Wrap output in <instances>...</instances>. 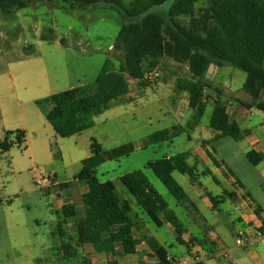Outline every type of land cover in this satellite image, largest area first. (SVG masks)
I'll return each instance as SVG.
<instances>
[{"label": "rangeland", "instance_id": "1", "mask_svg": "<svg viewBox=\"0 0 264 264\" xmlns=\"http://www.w3.org/2000/svg\"><path fill=\"white\" fill-rule=\"evenodd\" d=\"M172 2L169 0L159 9L160 12L165 14L163 9L169 8ZM195 7L200 15L209 8V2L198 0ZM180 20L185 24L189 21L186 17ZM122 22L121 16L113 9L103 6L72 9L62 0H36L10 14L0 10V264H81L83 259H89V264L108 263L105 259L109 256L100 257L91 245L80 248L74 258H64L62 239L57 233L64 196L57 195L61 192L57 186L37 184L42 177L52 183L73 182L81 170L82 160L91 155L94 141L104 150L126 144L134 146L135 150L129 156L100 165L97 176L103 182H114L120 197L131 203L143 222H148L146 215L136 206L134 197L120 180L125 174L137 170L144 172L154 189L194 234H202L196 223L199 217L203 224L205 220L210 224L217 223L200 199L196 200L198 212L192 206L178 205L148 166L164 157L193 151L200 143L198 138L203 139L201 135L211 129L213 100L200 121L199 131H193L194 111L189 106L188 93L176 90L177 78L189 75L186 66L163 60L146 71V74L158 72L157 80L147 81L150 82L148 86L139 81L131 84V96L114 101L109 110L94 118L92 128L67 138L56 135L36 103L74 87L94 86L106 59L117 68L122 52L114 44ZM213 70H219V73L213 76ZM209 78L222 90L223 105L228 106L230 101L236 107L252 103V97L243 89L244 72L228 65L219 69L214 66ZM206 94L215 98L213 91ZM246 112L256 126L264 125L263 111L251 107ZM174 127L179 129V135L172 141H148L153 133ZM18 130L25 134L23 142L17 139ZM6 140L12 144L8 150L1 147ZM227 140L231 146L220 151L226 155L224 164L234 176L222 178L216 173L221 186L212 177H201L204 187L214 195H222L221 189H231L225 180L238 179L250 187L253 197H257L259 183L253 173L255 167L242 151L232 154L236 141ZM173 176L190 194L189 177L178 171ZM77 184L78 188H85V184L80 186L78 181ZM225 207L222 206L221 213L224 220H220L215 233L223 238L222 252L226 251L228 256H221L222 252L213 254L209 258L214 261L207 264H264L263 245L249 249L236 245L230 229L233 224L229 221L234 213H225ZM148 224L152 236L167 241L166 248L174 243V248L168 250L177 254V259L188 256L189 252L183 253L185 247L176 243L174 234L169 235L166 227L158 228L152 222ZM67 229L73 234V225ZM136 235L142 241V236ZM185 237L188 238V234ZM111 257L127 262L122 250ZM151 260L147 257L149 263L140 264H153Z\"/></svg>", "mask_w": 264, "mask_h": 264}, {"label": "trees", "instance_id": "2", "mask_svg": "<svg viewBox=\"0 0 264 264\" xmlns=\"http://www.w3.org/2000/svg\"><path fill=\"white\" fill-rule=\"evenodd\" d=\"M36 0H0V10L10 14L24 9ZM72 9L87 10L103 6L115 10L123 22L115 40L114 47L122 52L118 67L106 59L94 86H79L55 93L36 103L44 112L45 118L56 135L67 138L82 133L94 126V118L109 110L112 103L130 93L132 82L145 80L146 71L169 59L186 66L187 77L176 81L178 92H187L189 106L194 110L193 119L200 122L208 104L213 100L210 128L216 132L215 139L229 137L236 142L243 140V133L235 121L230 120L228 107L222 103V90L207 78L211 66L222 68L231 66L246 74L244 91L252 97V103H242L245 107H256L264 112V0H207L209 8L202 14L196 13L198 0H173L162 14L159 9L169 0H62ZM186 17L188 23L180 18ZM46 40V39H44ZM207 91H213L211 98ZM179 135L177 127L161 130L149 136L151 143L172 141ZM23 131H17V139L24 141ZM11 143H1L8 150ZM135 150L132 144L104 150L94 141L91 155L82 160L80 172L75 180L85 184L81 196L85 218L74 221L73 235L67 229L69 221L77 217L76 205L69 203L62 208V219L58 222L57 233L62 239L61 251L65 259L77 256L85 245H97L104 241L118 244L124 254L133 255L140 240L134 237L144 222L134 212L131 203L122 199L112 181H101L97 168L108 160H118L129 156ZM218 167L219 163L208 152ZM190 152H182L172 157H164L149 163V167L160 179L178 204L190 201L184 188L175 180L173 173L187 175L192 183L199 175L195 166L187 162ZM247 158L253 165L264 160V153L249 151ZM230 171V170H229ZM234 176V173L230 171ZM123 185L134 197L136 206L142 210L150 222L158 228L170 224L176 233L179 245L201 246L209 255L216 254V245L207 237L192 236L184 240L187 229L167 201L154 189L142 170L133 171L120 178ZM70 183H61L59 190L66 189ZM209 199L213 206L222 203V197ZM156 264H175V255L155 238H145ZM170 249V248H169ZM170 257L173 259H170ZM81 264H89L83 259ZM108 264H118L111 260ZM195 264H204L198 262Z\"/></svg>", "mask_w": 264, "mask_h": 264}, {"label": "crops", "instance_id": "3", "mask_svg": "<svg viewBox=\"0 0 264 264\" xmlns=\"http://www.w3.org/2000/svg\"><path fill=\"white\" fill-rule=\"evenodd\" d=\"M213 67L214 66L210 67L208 74H207V78L211 81L212 79L209 78V73L212 71ZM218 73H219V70H215V72L213 70V76L217 75ZM212 82L214 86H217L215 81H212ZM133 84H138V82H132V85ZM131 90L132 88L130 89V93L128 95L120 99H124V98L131 96L132 95ZM247 103H250V102H247ZM227 107H228L230 120L235 121L239 125L244 135L242 141L235 142L236 145L232 146L234 148L232 149V154H235V152H238V151H242V154L245 155L247 158V153L249 151H255L257 153H264V125H261L260 127L256 126L252 122L251 116L248 114V112H246V109L248 108L245 107L243 104H241L239 107H236L230 101ZM251 115H254V113H251ZM199 124L200 122L196 123L193 119L192 130L199 131ZM201 136H203L202 137L203 139H201V137L198 138L200 140L199 145L193 151H187V152H190V157L188 158L187 162L190 166L196 167V172L199 175V177H198L197 182L195 183H192L191 181L189 182L190 183V190H189L190 194L188 193L187 189L183 187L190 201L184 204H180V205L186 208L192 206L197 211L198 209L196 207V200L200 199V201L204 204V206L216 218L217 223L210 224L207 220H205V224H203L201 221V218L199 217L196 220V223L198 224V226H200V231L202 233L201 236H199L198 234H194L192 231H190V229L186 227L187 234L189 237L186 238L185 236L187 234L184 235V240L188 241V239L192 236H195L198 238L205 236L211 242L215 243L216 254H217L219 252H222L225 246L223 238L218 236L215 233V228H217L218 224H220V220L221 219L224 220V218H222L221 216L222 206H226L225 211H224L225 213L230 212V211H233L234 213L233 217H230L229 221L233 224L231 225L230 229H231V233H233L235 236H236V233L241 229L255 230L256 228L264 224V160L256 166L252 164L255 167L253 173H256V176L258 178V183H259L258 190H257V197H253L251 195V191L249 189L250 187L248 185H246L245 183L241 182L238 179L232 180L231 178H227L225 180L227 181L231 189L224 187V189H221L222 195H214L212 192H210L207 189V187H204L201 177H212L213 180L218 185L221 186V184H219L221 183V181L219 180V178L217 179L215 177L216 173H219L222 178L227 177V175H231V176L233 175L230 173V171L232 170L228 169V167L220 168L216 166L214 162L211 160V158L209 157L208 152L211 153L219 163H224L226 160V155L223 154L220 151V149L224 148L225 146H231V144H230V141L227 140V138L229 137L216 140L215 139L216 132L213 129H210L209 132H206ZM217 146H218V149H217ZM62 183H70V186L66 189L60 190L61 191L60 193H57L59 197L64 196V202L63 204H61V207L63 208L64 205L69 204V203L77 204L76 206L77 217L75 220L69 221V225H73L74 221H81L85 218V210H84V207L81 201V196H82V193L84 192V189H83V186H81V184H79L81 187L78 188L77 180L75 179L73 182H62ZM59 184L61 183L60 182L53 183L54 186H58ZM210 194L214 197H219V198L222 197V203L218 204L217 206H213V204L211 203L209 199ZM146 218L148 222H144V224L138 230L134 231V237L140 240V237L136 235L138 233L140 236H142V241L140 240V243L137 245L135 254L133 255L125 254L127 256L126 264H140V263H144L145 261L149 263V261H147V257L152 258L150 262H154L153 264H155L156 262V257L153 256L154 253L151 250L148 242L145 240V238H155L154 236H152L151 234L152 231L150 230V226L148 224L150 223V220H148L147 216ZM163 227H166L168 229L169 235L174 234L175 241H176V233L174 231V228L168 223H165ZM160 239H156V240L161 245L166 247L165 245H167V241H165L163 238H160ZM176 243L178 242L176 241ZM260 245L264 246V241H260L256 245L250 248L259 247ZM85 246H88V245H85ZM91 246L93 247L94 252L98 254L100 257L103 258V256L105 257L109 256V259L108 258L105 259V261L107 262L116 259L115 257L112 258L111 254L118 253L120 250H122V248L118 244H114L109 241H104L101 244L91 245ZM184 247H185V250L183 251V253L187 251L188 249L186 246ZM168 248L173 249L174 243L171 242ZM189 249L190 251L188 253V256L192 255L193 252H206V250H204L199 245L191 247ZM169 254L177 255V254L171 253L170 251H169ZM212 261H214V259L204 258L203 263L207 264ZM117 262L118 264L122 263L121 261H117ZM122 264H125V263H122Z\"/></svg>", "mask_w": 264, "mask_h": 264}, {"label": "built area", "instance_id": "4", "mask_svg": "<svg viewBox=\"0 0 264 264\" xmlns=\"http://www.w3.org/2000/svg\"><path fill=\"white\" fill-rule=\"evenodd\" d=\"M159 78V73L156 71L149 72L145 74V80L153 82ZM50 183L53 185V183L46 177H42L37 181V184L43 185ZM264 241V224L255 230H248V229H241L236 233L235 236V243L239 247L244 248H250L256 245L258 242ZM221 256L227 257V252L224 251L221 253ZM211 255H209L207 252H193L192 255L183 257L181 259H175V264H195L198 262H203L204 258H209ZM170 259H172L170 257ZM173 260V259H172Z\"/></svg>", "mask_w": 264, "mask_h": 264}]
</instances>
